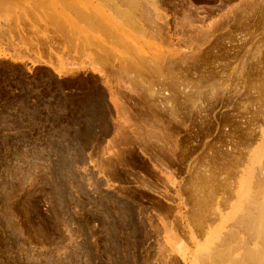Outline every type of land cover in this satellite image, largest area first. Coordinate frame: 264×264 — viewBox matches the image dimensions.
I'll return each mask as SVG.
<instances>
[{
	"label": "rangeland",
	"instance_id": "obj_1",
	"mask_svg": "<svg viewBox=\"0 0 264 264\" xmlns=\"http://www.w3.org/2000/svg\"><path fill=\"white\" fill-rule=\"evenodd\" d=\"M133 1L0 0V264L264 263V0Z\"/></svg>",
	"mask_w": 264,
	"mask_h": 264
},
{
	"label": "bare ground",
	"instance_id": "obj_2",
	"mask_svg": "<svg viewBox=\"0 0 264 264\" xmlns=\"http://www.w3.org/2000/svg\"><path fill=\"white\" fill-rule=\"evenodd\" d=\"M117 1H118V0H117ZM128 1H130V3L132 2V0H128ZM134 1H135V0H134ZM134 1H133V2H134ZM144 1H145V0H144ZM121 2H122V1H121ZM148 2H149V1H148ZM130 3H129V4H130ZM153 3H154V2H153ZM122 4H123V3H122ZM150 4H152V3H150ZM130 5L132 6V4H130ZM117 6H118V5H117ZM119 6H122V5L119 4ZM134 6H135V5H134ZM147 6H148V5H147ZM137 7H138V6H137ZM137 7L135 6L134 8H137ZM153 8H154V7H153ZM137 9H139V7H138ZM125 12H126V11H125ZM125 12H124V13H125ZM128 12H129V11H128ZM138 12H139V10H138ZM138 12H137V13H138ZM144 13H145V12H144ZM126 14H127V12H126ZM135 14H136V13H135ZM121 15H122V13H121ZM131 16H132V15H131ZM136 16H137V15H136ZM140 16H141V14H140ZM140 16H139V17H140ZM142 16H143V15H142ZM142 16H141V17H142ZM145 16H146V15H145ZM146 17H147V16H146ZM143 18H144V17H143ZM130 19H131V18H130ZM149 19H150V18H149ZM149 19H147V20H149ZM138 20H139V19H138ZM144 20H145V19H144ZM123 21H124V20H123ZM131 21H133V19H132ZM141 21H142V18H141ZM141 21H140V20L137 21V19H136V22H139V23H137L138 25L140 24ZM150 21H151V20H150ZM125 22H126V21H125ZM127 22H128V21H127ZM97 23H98V22H97ZM131 23H132V22H131ZM143 23H144V22L142 21L141 24L143 25ZM101 24H102V23H101ZM133 24H134V21H133ZM141 24H140V25H141ZM129 25H130V23H129ZM140 25H139V26H140ZM142 25H141V26H142ZM148 25H150V24H148ZM133 27H135V28H139L138 26L136 27L135 25H133ZM152 27H153V26H152ZM99 28H100V27H99ZM104 28H105V27H104ZM141 28H143V27H141ZM141 28H140V29H141ZM112 29H113V28H112ZM140 29H138V30H140ZM113 30H114V29H113ZM145 30H146V29H145ZM141 31H143V30H141ZM146 31H147V30H146ZM104 32H105V31H104ZM110 38H111V37H110ZM113 38H115V37H113ZM109 40H110V42H112L111 39H109ZM116 43H117V42H116ZM101 49H102V48H101ZM105 50H106V48H105ZM107 51H108V50H107ZM109 51H110V50H109ZM105 52H106V51H105ZM105 52H104V54H105ZM111 54L114 56V54L112 53V51H111ZM106 56H107V55H106ZM106 56H105V57H106ZM113 56H112V57H113ZM144 58H145V57H144ZM106 59H107V58H106ZM114 59H115V58H114ZM112 60H113V59H112ZM145 60H146V59H145ZM148 60H149V59H148ZM159 60H160V59H158V61H159ZM178 60H179V59H178ZM121 61H122V58H121ZM121 61H120V62H121ZM125 61H126V60H125ZM102 62H103V61H102ZM105 62H106V60H105ZM147 62H148V61H147ZM152 62H154V61H152ZM160 62H161V61H160ZM108 63H109V62H108ZM154 63H155V62H154ZM162 63H163V62H162ZM129 64H131V63L129 62ZM158 64H159V63H158ZM121 65H122V64H121ZM138 65H139V64H138ZM132 66H133V64L131 65V67H132ZM157 66H158V65H157ZM162 66H163V65H162ZM173 66H174V65H173ZM123 67H124V66H123ZM153 67H156V66L153 65ZM149 68H150V67H149ZM134 69H135V68H134ZM137 69H138V68H137ZM126 70H127V69H126ZM153 71H154V70H153ZM162 71H163V70H162ZM125 72H127V71H125ZM156 72H157V71H156ZM240 73H241V72H240ZM237 77H238V76H237ZM239 78H240V77H239ZM239 81H240V80H239ZM263 117H264V116H263ZM253 124H254V123H253ZM249 129H250V128H249ZM250 138H251V137H250ZM241 145H242V144H241ZM241 148H242V147H241ZM248 148H249V147H248ZM233 151H234V150H233ZM230 156H231V155H230ZM245 156H246V154H245ZM245 156H244V157H245ZM229 159H230V158H229ZM236 159H237V158H236ZM245 159H246V158H245ZM240 161H241V163H242V160H240ZM231 162H232V161H231ZM238 164H239V163H238ZM219 167H220V166H219ZM230 167H231V166H230ZM226 168H227V167H226ZM238 168H239V166H238ZM221 172H222V171H221ZM209 173H210V172H209ZM215 177H216V176H215ZM235 177H236V176H235ZM239 183H240V182H239ZM240 186H241V184H240ZM243 191H244V190H243ZM243 191H242V192H243ZM221 204H222V203H221ZM256 206H257V205H256ZM254 207H255V206H254ZM263 207H264V206H263ZM257 209H258V212H259V211H260L259 208H257ZM263 210H264V209H263ZM263 210H261V211H263ZM248 211H249V210H248ZM250 211H251V210H250ZM256 213H257V212H255V214H256ZM263 213H264V212H263ZM246 214L248 215V212H247ZM252 214H253V213H252ZM252 214L250 213V216H252ZM258 214H259V213H258ZM259 215H260V214H259ZM245 217H246V216H245ZM247 217H248V216H247ZM252 217H253V216H252ZM254 217H256V215H254ZM250 218H251V217H250ZM258 218H259V217H258ZM243 219H244V218H243ZM247 219H249V217H248ZM256 220H257V219H256ZM242 221H243V220H242ZM244 222H246V221H244ZM244 222H242L243 225L246 224V223H244ZM250 222H251V220H250L249 222H247L246 225L249 226V225H250V224H249ZM256 222L258 223V222H259V219H258V221H255V220H254V223H253V224H255ZM263 222H264V221H263ZM263 224H264V223H263ZM244 226H245V225H244ZM244 226H242V229L244 228ZM251 226H252V223H251ZM245 227H246V226H245ZM255 228H256V226H255ZM244 229L247 230V227L244 228ZM244 229H243V230H244ZM256 229H257V228H256ZM245 230H244V234H245ZM262 230H263V229H262ZM263 231H264V230H263ZM263 231H262V233H263ZM241 232H242V231H241ZM252 232H254V231H251V233H252ZM251 233H249V235H250ZM259 233H260V232H259ZM254 234H255V233H254ZM247 236H248V235H247ZM263 236H264V233H263ZM241 237H242V236H241ZM251 237H253V236H251ZM251 237H250V238H251ZM260 237H261V236H260ZM246 238H247V237H246ZM248 238H249V237H248ZM255 238H256V237H255ZM241 240H242V239H241ZM244 240H245V237H244ZM261 240H262V239H261ZM261 240H260V241H261ZM247 241H248V240H247ZM247 241H244V243L246 242V245H247V243H249V242H247ZM249 241H251V240H249ZM252 242H253V240H252L250 243H252ZM262 242H263V241H262ZM249 245H250V244H249ZM249 245H247V247H248ZM261 246L263 247V245H261ZM261 246H260V249L262 250ZM263 249H264V248H263ZM261 250H260V253H261ZM250 251H251V252H249V257L251 258L250 260H252V259L254 258L253 256L255 255V254H254L255 251H253V250H251V249H250ZM258 252H259V251H258ZM262 253H263V252H262ZM259 256H260V255H259ZM261 256H263V255H261ZM261 256H260V258H261ZM256 258H259V257H256ZM254 259H255V258H254ZM253 261H254V260H253ZM251 262H252V261H251ZM253 263H254V262H253ZM262 263H263V262H262ZM255 264H256V263H255ZM263 264H264V263H263Z\"/></svg>",
	"mask_w": 264,
	"mask_h": 264
}]
</instances>
